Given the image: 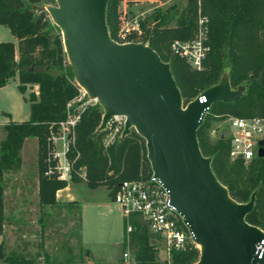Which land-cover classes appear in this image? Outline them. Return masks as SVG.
Returning <instances> with one entry per match:
<instances>
[{"label": "trees", "instance_id": "16d2710c", "mask_svg": "<svg viewBox=\"0 0 264 264\" xmlns=\"http://www.w3.org/2000/svg\"><path fill=\"white\" fill-rule=\"evenodd\" d=\"M123 0H108L106 23L110 37L118 42L142 41L154 49L161 60L170 64L172 76L180 90L184 105L221 76L228 74L232 88L244 87L241 97L232 103L216 102L205 114L197 129L199 148L204 156L211 157V168L217 179L227 187L237 202H247L256 190L252 210L245 220L264 231V158L249 163L242 159L231 160L229 142L219 136L210 143L207 128L212 120L224 115H264V0H187L174 25H164L175 4L154 10L151 26L149 18L139 20L142 34L132 33L125 39L118 36L120 28L119 4ZM131 2L133 0H125ZM159 1V0H156ZM168 2L169 0H161ZM42 4H55V0H0V25L7 27L15 37L0 41V87L17 75V88L25 95L27 85L37 86L24 99L30 104V115L24 121H10L3 125L4 138L0 141V236L5 225L4 173L19 171L22 165L21 150L27 138L37 141V196L40 208L38 222L44 228L45 217L52 210L60 215L65 207L67 219L74 220V239L81 245V210L74 202L59 204L56 191L67 185L66 180L44 174L46 169L47 134L49 126L65 119L67 103L79 95L71 66L62 44L60 29L51 21L46 11H37ZM205 16L208 47L202 68H191L180 56L171 55L174 39H188L196 28L195 19ZM144 35L143 39H139ZM80 102L69 110L77 111ZM75 111V112H76ZM103 110L97 103L87 105L80 112L74 128V146L68 153L74 159L70 181L85 182L90 188L103 186L112 197L114 190L124 180L138 179L151 172L146 157L145 140L135 130L124 138L116 139L106 147L103 131H96ZM84 168L85 179L77 175ZM132 230L126 233L123 220L122 243L136 259V264H157V255L151 244V234L143 219L131 216ZM200 250L190 243L185 250L173 253L172 264H194ZM0 264H87L86 261H56L48 255L43 261L25 258L16 252L6 254L4 240L0 241Z\"/></svg>", "mask_w": 264, "mask_h": 264}, {"label": "water", "instance_id": "95a60500", "mask_svg": "<svg viewBox=\"0 0 264 264\" xmlns=\"http://www.w3.org/2000/svg\"><path fill=\"white\" fill-rule=\"evenodd\" d=\"M107 4L108 0H55L53 5L37 7L60 29L76 84L103 110L96 131L105 130L113 116L122 115L120 139L133 129L145 140L153 175L168 190L192 241L200 244L194 264H264V253L259 258L255 251L264 232L245 220L256 190L247 202L234 200L197 139L210 106L237 101L244 87L232 88L225 73L184 105L170 64L154 49L110 37ZM258 156L264 157L262 146Z\"/></svg>", "mask_w": 264, "mask_h": 264}, {"label": "built area", "instance_id": "2783aa9c", "mask_svg": "<svg viewBox=\"0 0 264 264\" xmlns=\"http://www.w3.org/2000/svg\"><path fill=\"white\" fill-rule=\"evenodd\" d=\"M207 21L208 19L205 16L199 14L196 28L198 36L189 41L175 39L170 44L173 53L184 58L197 70L202 68L205 53L208 51L205 44ZM132 33L142 34L139 19L122 15L118 36L125 39ZM194 46L197 47V50L193 49ZM78 87L79 93L81 91L86 94L80 86ZM90 100L97 102L95 99L89 98ZM72 104L71 101L67 103L65 119L49 126L50 134L47 137V154L45 158L46 169L44 174L47 176L53 175L66 181H70L74 170V159L70 160L68 153L71 147L74 146V128L80 119L78 110L70 112L69 108ZM124 122L125 117L122 115H115L108 122L103 138L105 147L120 138ZM226 129L227 134L225 137L229 142L228 156L231 160L242 159L245 163H249L255 158H264L258 156L259 148L261 146L264 148V115H231L227 118ZM259 140H263L262 145L259 144ZM55 145H58V147H55ZM77 175L85 179L84 168L79 170ZM111 198L118 206L122 217L126 219V233L132 230L129 221L131 216H138L144 220L151 234V244L157 255V264H172L173 253L185 250L190 243L195 244L191 239L187 225L183 222V218L177 213L175 206L170 203L168 190L153 175L152 171L138 179L120 182ZM255 251L258 252V257L261 258L264 253V238L256 243ZM121 261L122 264H136L134 255L127 248L122 253Z\"/></svg>", "mask_w": 264, "mask_h": 264}, {"label": "rangeland", "instance_id": "374dc122", "mask_svg": "<svg viewBox=\"0 0 264 264\" xmlns=\"http://www.w3.org/2000/svg\"><path fill=\"white\" fill-rule=\"evenodd\" d=\"M186 2L187 0H169L168 2L161 0H133L126 2L123 0L119 4L120 17L122 15L131 16L139 20L147 17L150 20L151 26H156L158 21L153 20L154 10H162L167 6L175 4L174 10L169 11L167 19L163 23L164 25H174L176 19L185 7ZM198 15L195 19L196 28ZM3 28L5 33L1 36L0 41L14 40L8 29L6 27ZM196 28L191 38L178 40L189 41L196 38L198 36V30L196 31ZM143 38L144 35L139 39ZM194 47L193 49L197 50V47ZM170 53L171 55H176L171 49ZM206 54L207 52L205 56ZM191 68L193 67L191 66ZM32 91L37 93V86L34 85L31 87L27 85L25 95L28 97ZM71 102H80V105L76 107L79 112L87 105L97 104V102L89 101L87 94H83L81 91ZM229 116L231 114L211 121L207 128V136L210 143H213L219 136H226L227 118ZM49 134L50 132L48 131L47 137ZM55 147H58V145H55ZM21 157L22 165L19 171L4 173V183L8 192L4 198L5 225L4 233L0 240H4L6 254L16 252L25 258H31L38 262L43 261L44 256L48 255L56 261L82 260L89 261L91 264H115L118 258H121L125 247L121 241L122 239L118 242L113 236L114 230L112 228L113 231H111V224L110 227H99L100 225L96 223L94 217L89 215L85 220L87 244L82 245L81 243L80 246L77 245L73 236L75 221L67 219L66 211H64L65 215L58 216L54 214L56 210H52L50 212L51 216L45 217L44 221L46 223L44 228L41 229L40 223L38 222L40 208L36 194L34 193L37 179V141L35 138H29L27 140ZM84 171L86 174L85 169ZM97 190L104 193V189L101 187ZM110 201H112L111 205L116 207L111 196ZM123 220L124 218L122 217L119 225L121 235L124 234ZM87 251H89V254L86 256L85 252Z\"/></svg>", "mask_w": 264, "mask_h": 264}, {"label": "crops", "instance_id": "0c3cea01", "mask_svg": "<svg viewBox=\"0 0 264 264\" xmlns=\"http://www.w3.org/2000/svg\"><path fill=\"white\" fill-rule=\"evenodd\" d=\"M3 27L5 26L0 25V38L5 33ZM13 38L14 40H8V41H12L13 43L16 44V39L14 36ZM17 85H18V80L16 75L13 78H11L6 85L0 87V141L4 138L3 125H5L10 121L20 122L27 120L30 115V104L28 101L24 99L25 95L20 93V91L17 88ZM28 139L29 138L25 140L21 153L23 152L24 145ZM99 187L104 189V193L99 192L97 190ZM7 192L8 191L5 186L4 198ZM34 193L36 194V198L38 201L37 179L35 182ZM56 201L59 204L74 202L80 206L81 218H82V230H81L82 245L87 244V239H86L87 227L85 226V220L89 217V215L94 217L96 223L100 225L99 227H106V226L110 227L111 224L112 227H110V229L111 231L114 230L113 236L116 238V240H118V242L121 239L123 240V235H121V232L119 231V225H120V220L122 218V214L118 206L114 202L113 203L115 204L116 207L111 205L112 201H110V195L108 193V189H106L105 187L98 186L96 188H90L85 182L68 181L65 187L58 189L56 191ZM64 211H66L65 207H62L59 210L60 216L65 215ZM107 232L109 233V231ZM1 237L2 236H0V238ZM85 253L87 256L89 254V251ZM86 262L87 264H91L89 261ZM115 264H122L121 258H118Z\"/></svg>", "mask_w": 264, "mask_h": 264}, {"label": "bare ground", "instance_id": "6f19581e", "mask_svg": "<svg viewBox=\"0 0 264 264\" xmlns=\"http://www.w3.org/2000/svg\"><path fill=\"white\" fill-rule=\"evenodd\" d=\"M198 248H200V244H196Z\"/></svg>", "mask_w": 264, "mask_h": 264}]
</instances>
